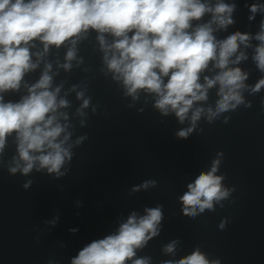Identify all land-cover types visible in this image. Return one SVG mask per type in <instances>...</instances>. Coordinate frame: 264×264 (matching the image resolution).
Listing matches in <instances>:
<instances>
[{
	"label": "clouds",
	"instance_id": "obj_1",
	"mask_svg": "<svg viewBox=\"0 0 264 264\" xmlns=\"http://www.w3.org/2000/svg\"><path fill=\"white\" fill-rule=\"evenodd\" d=\"M232 10V6L224 3L210 7L201 0H0V92L18 89L24 74L36 68L27 46L30 41L39 39L47 51L50 45L59 47L91 28L101 33L98 39L105 50L108 69L116 74L115 78L122 79L128 95L135 98L138 90L154 93L158 97L155 107L164 115L173 111L183 123L194 102L206 100L208 89L219 84L221 98L216 112L208 110L209 115L214 116L242 102L239 90L247 78L240 69L228 65L243 58L241 54L236 61L230 60L239 44H247L249 36L237 32L217 41L211 26L215 23L223 28L231 24ZM251 11L255 13L257 7L253 6ZM205 13H212V20L190 30L191 22L200 20ZM104 33L116 38L111 45L106 44ZM255 39L261 43L254 59L264 70V22ZM74 55V50L70 49L67 60L71 61ZM209 62H214L220 72L213 78L205 77L201 84L200 75ZM64 67L67 69L70 65ZM48 69L50 66H46L40 80L19 103H4L0 97V151L6 137L15 132L24 174L37 163L49 173L60 174L65 158L70 159L63 141L57 142L64 128L54 115L57 108L65 107L67 102L57 101L58 88L49 90ZM261 87H264V79L253 90ZM87 104L85 100L83 106ZM202 112V108L192 112L193 126ZM192 130L191 127L181 130L178 136L186 138ZM67 139L65 136L64 140ZM19 168L17 163L10 171L15 173ZM215 172L213 166L188 186L189 191L181 197L186 206L185 214L190 209L194 212L195 207L201 211L211 209L214 200L227 195ZM146 211L147 215L139 219L135 214L130 216L120 226L118 234L85 247L72 264H125L135 255L136 248L157 234L161 211L159 208ZM166 251H173V246L169 245ZM133 264H147V261L137 259ZM177 264H209V261L196 250Z\"/></svg>",
	"mask_w": 264,
	"mask_h": 264
}]
</instances>
